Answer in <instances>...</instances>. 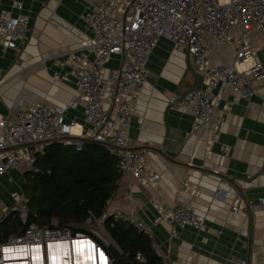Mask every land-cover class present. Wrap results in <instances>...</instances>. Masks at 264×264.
<instances>
[{"label": "built area", "instance_id": "built-area-1", "mask_svg": "<svg viewBox=\"0 0 264 264\" xmlns=\"http://www.w3.org/2000/svg\"><path fill=\"white\" fill-rule=\"evenodd\" d=\"M7 1L9 9H0V46L4 52L19 53L29 41V18L23 0ZM82 19L87 38L78 48L52 57L55 62L65 58L69 71L57 73L53 79L75 86V99L64 106L19 102L13 113L0 115V179L8 177L11 183L16 170L37 171V155L51 142L81 151L91 140L107 148L121 175L158 188L162 178L149 169L146 151L132 147L130 130L136 98L147 81L148 62L162 39L186 53L192 60L191 72L202 78L203 87L168 100L170 109L194 116L195 133L212 127L221 89L228 88L236 102H249L259 93L256 82L264 78V68L251 45V35L258 31L264 38V0H108ZM226 47L235 50V60L213 64L212 55ZM113 58L120 60V66L108 69ZM78 107L83 108L82 124L67 122L69 110ZM76 127L81 134L76 135ZM219 138L216 131L208 140L212 145ZM221 198L223 192L217 194ZM11 200L0 224L16 216L25 229L0 240V264H113L107 250L113 242L104 226L107 215L101 220L90 215L80 225L84 228L55 223L40 226L28 223L23 193L12 192ZM254 205L252 200L237 201L231 211L245 213ZM261 205L264 207V200ZM155 208L160 212L155 224L197 231L207 228L191 205ZM111 219L145 235L163 264H170L152 228L136 215L117 210ZM136 260L145 262L141 253Z\"/></svg>", "mask_w": 264, "mask_h": 264}, {"label": "crops", "instance_id": "crops-1", "mask_svg": "<svg viewBox=\"0 0 264 264\" xmlns=\"http://www.w3.org/2000/svg\"><path fill=\"white\" fill-rule=\"evenodd\" d=\"M106 1L23 0L29 41L19 53L4 52L0 46V115L13 113L19 102L64 106L75 99V86L53 79L69 71L65 58L55 62L52 57L80 46L89 34L82 17ZM1 7L9 9L8 1L0 0ZM251 45L264 68V38L258 31L252 33ZM235 56V50L226 47L211 60L218 65L233 62ZM191 65L188 55L167 39L150 57L147 81L136 98L130 139L134 149L146 151L149 169L162 181L154 188L121 175L106 215L111 217L117 210L136 215L152 228L170 264H264V78L256 82L259 93L249 102H236L228 88L221 89L212 127L195 133L194 116L168 106L170 98L203 87ZM119 66L118 58L107 64L108 69ZM82 112V107L69 110L67 122L81 125ZM216 131L220 138L211 145L208 139ZM75 133L81 134L80 127ZM219 192L223 199H217ZM245 200L255 205L233 214L232 206ZM186 204L205 220L206 230L155 224L160 213L155 205Z\"/></svg>", "mask_w": 264, "mask_h": 264}, {"label": "trees", "instance_id": "trees-1", "mask_svg": "<svg viewBox=\"0 0 264 264\" xmlns=\"http://www.w3.org/2000/svg\"><path fill=\"white\" fill-rule=\"evenodd\" d=\"M34 171H27L22 185L29 208L28 223L78 227L90 215L101 220L108 203L118 190L121 174L107 148L86 142L78 151L74 146L51 142L38 153ZM6 223V222H4ZM14 227L0 232V240L22 233L25 226L15 218ZM107 234L114 245L107 247L113 264H162L150 240L132 227L104 220ZM86 231V230H82ZM141 253L145 262L136 260Z\"/></svg>", "mask_w": 264, "mask_h": 264}, {"label": "rangeland", "instance_id": "rangeland-1", "mask_svg": "<svg viewBox=\"0 0 264 264\" xmlns=\"http://www.w3.org/2000/svg\"><path fill=\"white\" fill-rule=\"evenodd\" d=\"M41 59L45 60V58L43 57H41ZM26 172L27 171L24 170H18L17 173L12 176L13 180L11 183L8 182L7 178L0 179V220L4 218L3 214L8 208V205L12 204L10 201L11 193L15 191H20L21 193H23L22 185L24 183V175ZM15 218L16 216L10 217L7 221H5L6 223L0 224V232L6 231L8 228L14 227L13 223ZM53 223L58 224L56 220H54ZM82 227L84 228L85 226H78V228ZM101 231L104 232L103 229H101ZM105 236L107 237V235Z\"/></svg>", "mask_w": 264, "mask_h": 264}, {"label": "water", "instance_id": "water-1", "mask_svg": "<svg viewBox=\"0 0 264 264\" xmlns=\"http://www.w3.org/2000/svg\"><path fill=\"white\" fill-rule=\"evenodd\" d=\"M92 143H95V144H97L96 142H94V141H92Z\"/></svg>", "mask_w": 264, "mask_h": 264}, {"label": "bare ground", "instance_id": "bare-ground-1", "mask_svg": "<svg viewBox=\"0 0 264 264\" xmlns=\"http://www.w3.org/2000/svg\"><path fill=\"white\" fill-rule=\"evenodd\" d=\"M43 62V61H42Z\"/></svg>", "mask_w": 264, "mask_h": 264}]
</instances>
